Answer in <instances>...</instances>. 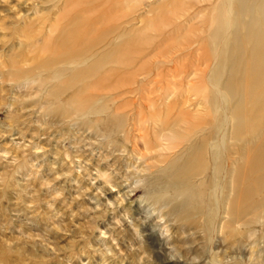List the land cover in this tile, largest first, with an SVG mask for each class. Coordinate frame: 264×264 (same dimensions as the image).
<instances>
[{
	"label": "rangeland",
	"instance_id": "obj_1",
	"mask_svg": "<svg viewBox=\"0 0 264 264\" xmlns=\"http://www.w3.org/2000/svg\"><path fill=\"white\" fill-rule=\"evenodd\" d=\"M236 3L0 0V264H264V186L232 178L264 105L237 134L253 81L210 45Z\"/></svg>",
	"mask_w": 264,
	"mask_h": 264
},
{
	"label": "bare ground",
	"instance_id": "obj_2",
	"mask_svg": "<svg viewBox=\"0 0 264 264\" xmlns=\"http://www.w3.org/2000/svg\"><path fill=\"white\" fill-rule=\"evenodd\" d=\"M235 1L238 5V11L235 15L233 14L229 16L228 13L227 17L221 18L220 15L222 12H219L215 17L213 24L215 25L216 31L210 37V45L213 55L218 60V55L221 54L220 46L222 44V38L225 35L227 39L232 37V40L226 39L224 43V48L225 45H227V48L224 49V57L226 58L224 62L229 63L234 75L238 72L243 73L245 79H251L254 83V85L252 83L251 91L249 92L247 90L250 102H245V104L248 105L247 109L251 110L250 113L244 111V107L240 106V109H238V111L233 114V126H235L233 129L235 128L236 133L240 134L241 132L243 133L245 131V128L252 130L258 125L259 121H257V114L260 108H262L264 105V90L262 91L258 88V85L261 82L259 74H261V72L264 70V67L262 66L263 64L260 62L261 60L264 61V0H251V5H247L245 0ZM245 11L250 12L251 22L250 24H246V26L245 23H243L245 26L243 40L245 41L246 39H252V43L249 45L247 43L236 45L235 39L237 38L238 32L237 26L239 24V20L241 19L242 13ZM261 26H263V28H261ZM71 45L72 44H70V46ZM236 56H238V59H236ZM247 56H249L251 59H246ZM236 61L238 62L236 63ZM99 66H101V62L94 63L93 66H91L88 70L78 73L77 76H85L86 72L93 73L98 69ZM233 79L234 78L232 76L231 80H229L227 83V91L230 92V94H232L234 91L232 87L234 83ZM221 94L222 93H220V95ZM243 94L245 96L246 93L243 92ZM251 148H253V150H249V155L243 154L245 163H243L242 166L239 165L236 167L232 174L234 181L248 182L249 185L244 187L243 190V196L245 199L256 195L260 186H264V172L261 176L256 178L252 177L258 168L260 169L264 166V138L261 139L259 143L254 144Z\"/></svg>",
	"mask_w": 264,
	"mask_h": 264
}]
</instances>
